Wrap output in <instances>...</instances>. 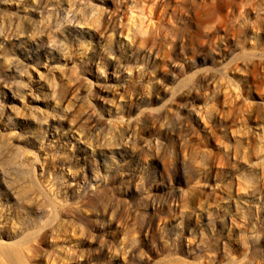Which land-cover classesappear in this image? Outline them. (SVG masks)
I'll return each instance as SVG.
<instances>
[{
	"label": "rangeland",
	"instance_id": "obj_1",
	"mask_svg": "<svg viewBox=\"0 0 264 264\" xmlns=\"http://www.w3.org/2000/svg\"><path fill=\"white\" fill-rule=\"evenodd\" d=\"M16 242L30 264H264V0H0Z\"/></svg>",
	"mask_w": 264,
	"mask_h": 264
},
{
	"label": "bare ground",
	"instance_id": "obj_2",
	"mask_svg": "<svg viewBox=\"0 0 264 264\" xmlns=\"http://www.w3.org/2000/svg\"><path fill=\"white\" fill-rule=\"evenodd\" d=\"M30 238L27 239V241ZM30 248L25 246L22 247L21 242L13 244H2L0 243V255L6 260L7 263L11 264H30V257H33V253H30ZM0 256V264H5L4 260Z\"/></svg>",
	"mask_w": 264,
	"mask_h": 264
}]
</instances>
